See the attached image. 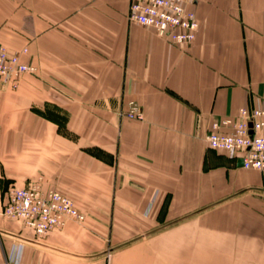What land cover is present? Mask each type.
Wrapping results in <instances>:
<instances>
[{"label":"crops","instance_id":"0c3cea01","mask_svg":"<svg viewBox=\"0 0 264 264\" xmlns=\"http://www.w3.org/2000/svg\"><path fill=\"white\" fill-rule=\"evenodd\" d=\"M129 2L0 0V43L34 68L0 91V211L34 180L85 214L43 237L0 221V264H264L261 173L206 141L264 107V0H194L184 48Z\"/></svg>","mask_w":264,"mask_h":264},{"label":"built area","instance_id":"2783aa9c","mask_svg":"<svg viewBox=\"0 0 264 264\" xmlns=\"http://www.w3.org/2000/svg\"><path fill=\"white\" fill-rule=\"evenodd\" d=\"M192 4L194 0H130L127 18L184 48L199 29L196 15L189 7ZM26 52V47L10 51L0 43V91L17 88L22 75L34 70L21 59ZM125 115L141 119L142 111L130 102ZM206 141L212 149L241 158L243 167L259 170L264 183V107H241L236 118L213 120ZM2 208L7 218L20 221L36 237L61 228L67 219L82 222L85 218L70 197L45 189L34 180L8 185Z\"/></svg>","mask_w":264,"mask_h":264},{"label":"rangeland","instance_id":"374dc122","mask_svg":"<svg viewBox=\"0 0 264 264\" xmlns=\"http://www.w3.org/2000/svg\"><path fill=\"white\" fill-rule=\"evenodd\" d=\"M1 184H3V182H0ZM10 184H13V183H6L5 187H4V190L6 191V188L8 187V185ZM18 185V184H16ZM5 195V194H4ZM5 197V196H4ZM2 210L3 208H1V211H0V221H5V220H10L9 218H7L3 213H2ZM15 221V220H13Z\"/></svg>","mask_w":264,"mask_h":264},{"label":"water","instance_id":"95a60500","mask_svg":"<svg viewBox=\"0 0 264 264\" xmlns=\"http://www.w3.org/2000/svg\"><path fill=\"white\" fill-rule=\"evenodd\" d=\"M238 162L240 165H242V159L241 158L238 159Z\"/></svg>","mask_w":264,"mask_h":264}]
</instances>
